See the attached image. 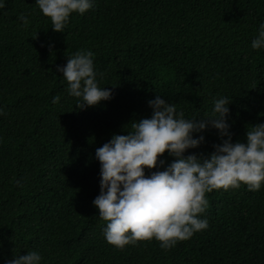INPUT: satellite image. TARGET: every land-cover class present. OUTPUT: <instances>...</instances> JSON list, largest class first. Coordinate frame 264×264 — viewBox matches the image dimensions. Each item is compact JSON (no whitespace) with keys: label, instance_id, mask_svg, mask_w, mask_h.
I'll use <instances>...</instances> for the list:
<instances>
[{"label":"trees","instance_id":"16d2710c","mask_svg":"<svg viewBox=\"0 0 264 264\" xmlns=\"http://www.w3.org/2000/svg\"><path fill=\"white\" fill-rule=\"evenodd\" d=\"M4 2L0 264L32 250L42 264H264V185L206 193L208 227L168 250L154 238L123 249L108 243L92 204L100 180L95 149L149 117L157 94L186 117L208 115L213 98L228 97L233 142L264 123V49L250 46L264 0H95L83 15L71 14L64 32L52 29L35 0ZM77 50L95 54L111 99L81 109L68 95L57 65ZM202 134L185 155L207 156L222 142L215 128Z\"/></svg>","mask_w":264,"mask_h":264},{"label":"clouds","instance_id":"9594fccd","mask_svg":"<svg viewBox=\"0 0 264 264\" xmlns=\"http://www.w3.org/2000/svg\"><path fill=\"white\" fill-rule=\"evenodd\" d=\"M40 12L49 18L54 31L64 32L72 13L83 15L95 0H35ZM5 6L0 0V8ZM18 19L27 28L31 21L25 14ZM251 48L264 49V22L251 40ZM91 50L69 54L66 64L57 65L67 82V92L84 109L112 98V90L100 87ZM59 96L52 98L57 104ZM230 100L213 98L211 113L186 117L157 94L148 101L149 117L132 121L124 134L111 138L95 149L99 161V194L92 204L105 221L106 241L117 248L139 241L160 242L168 250L177 242L208 227L203 217L208 206L206 193L216 189L258 191L264 185V123L251 124L245 140L233 142L228 116ZM3 109L0 108V115ZM218 130L222 142L213 145L207 156L191 152L204 142V130ZM199 134V135H195ZM173 157L166 164L161 157ZM163 166V170H160ZM156 169V170H153ZM146 170H148L146 174ZM4 264H42L38 251L14 253Z\"/></svg>","mask_w":264,"mask_h":264}]
</instances>
